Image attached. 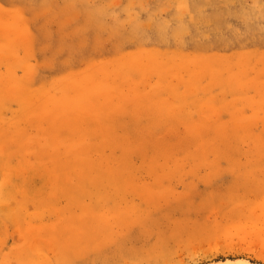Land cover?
Wrapping results in <instances>:
<instances>
[{
	"label": "rangeland",
	"instance_id": "1",
	"mask_svg": "<svg viewBox=\"0 0 264 264\" xmlns=\"http://www.w3.org/2000/svg\"><path fill=\"white\" fill-rule=\"evenodd\" d=\"M225 258L264 264V0H0V264Z\"/></svg>",
	"mask_w": 264,
	"mask_h": 264
},
{
	"label": "bare ground",
	"instance_id": "2",
	"mask_svg": "<svg viewBox=\"0 0 264 264\" xmlns=\"http://www.w3.org/2000/svg\"><path fill=\"white\" fill-rule=\"evenodd\" d=\"M208 264H262V263H255L252 262L246 258H225V259H221V260H215V261H211Z\"/></svg>",
	"mask_w": 264,
	"mask_h": 264
},
{
	"label": "crops",
	"instance_id": "3",
	"mask_svg": "<svg viewBox=\"0 0 264 264\" xmlns=\"http://www.w3.org/2000/svg\"><path fill=\"white\" fill-rule=\"evenodd\" d=\"M143 227V226H142Z\"/></svg>",
	"mask_w": 264,
	"mask_h": 264
}]
</instances>
